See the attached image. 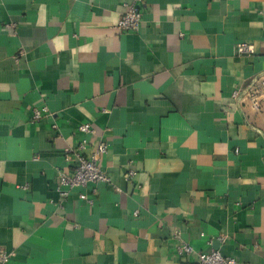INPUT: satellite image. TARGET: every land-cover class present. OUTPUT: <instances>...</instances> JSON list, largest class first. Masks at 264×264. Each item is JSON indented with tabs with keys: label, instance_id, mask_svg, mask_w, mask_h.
<instances>
[{
	"label": "crops",
	"instance_id": "0c3cea01",
	"mask_svg": "<svg viewBox=\"0 0 264 264\" xmlns=\"http://www.w3.org/2000/svg\"><path fill=\"white\" fill-rule=\"evenodd\" d=\"M134 1L0 0V250L8 264H264V95L261 112L231 97L264 76V0H139V30L119 32ZM243 41L254 54H236ZM83 138L86 155L107 144L110 181L63 197V151Z\"/></svg>",
	"mask_w": 264,
	"mask_h": 264
},
{
	"label": "built area",
	"instance_id": "2783aa9c",
	"mask_svg": "<svg viewBox=\"0 0 264 264\" xmlns=\"http://www.w3.org/2000/svg\"><path fill=\"white\" fill-rule=\"evenodd\" d=\"M139 0H135L126 6L125 12L120 16L116 29L119 32H136L142 23V12L138 4ZM9 27H15L14 24ZM235 52L237 55H252L254 47L249 42H239L236 44ZM264 95V76L255 77L245 84L241 89H235L232 93V99L242 106H247L258 112L262 111L259 98ZM41 117V112L35 110L32 120L38 121ZM79 131L86 135H93L94 130L89 123H83L79 126ZM88 139L83 140L76 148H66L63 151V157L68 162L74 158L75 165L68 170L67 173H60L57 178L58 188L61 196L67 197L70 190L79 188L85 190L88 185L97 183H109L107 174L98 166L100 157L106 153L107 144L98 142L88 155L85 149L88 144ZM135 176L133 170H129L124 178L131 180ZM79 199L85 201L88 205H92L93 201L87 197L84 191L79 193ZM176 240L179 239L178 234L174 235ZM177 251L180 256H191L194 249L186 244L181 243L177 246ZM12 254L0 250V264H8ZM197 261L195 264H236V260L232 256H222L218 251H210L207 253L199 252L196 254Z\"/></svg>",
	"mask_w": 264,
	"mask_h": 264
}]
</instances>
